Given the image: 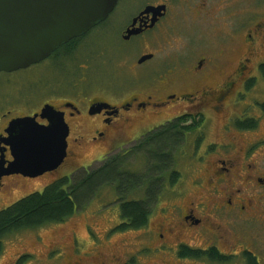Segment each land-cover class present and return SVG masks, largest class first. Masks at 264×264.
<instances>
[{
	"label": "flooded vegetation",
	"instance_id": "af4514ba",
	"mask_svg": "<svg viewBox=\"0 0 264 264\" xmlns=\"http://www.w3.org/2000/svg\"><path fill=\"white\" fill-rule=\"evenodd\" d=\"M121 1L105 19L78 36L80 40L94 29L97 34L108 32L103 25ZM126 4L132 13L118 32L112 31L144 47L131 62L134 79L121 91L97 79L103 90L99 95H83L86 92L81 90L82 95L75 92L57 102H44L35 112L46 103L63 112L67 152L70 141L75 148L85 142L102 147L103 155L115 142L126 141L131 147L161 127L198 125L175 147L179 152L185 151L182 144L189 148L187 172L176 163L166 167L158 196L164 203L153 224L152 213L145 225L126 229L117 228L119 214L109 223L93 219L86 225L85 241L72 232L68 248L55 241L43 250L16 252L9 264H23L25 255L34 256L38 264H264V128H258L264 117V95L252 94L264 61V19L245 30L219 23L215 39L220 44L215 47L202 42L203 33L194 23V19H224L215 18L221 5L212 0H128ZM151 61L149 72L139 73V67ZM250 104L256 109L247 111ZM211 121L220 125L222 137L208 138L203 127ZM5 147V157L10 159ZM143 160L139 161L142 167L136 168L142 170L137 187L145 179ZM74 167L72 172L87 168ZM168 189L172 193H166ZM136 193L132 198L145 199L144 190ZM192 249L202 255L217 252L222 258L185 253ZM45 258H51L50 263L42 262Z\"/></svg>",
	"mask_w": 264,
	"mask_h": 264
},
{
	"label": "rangeland",
	"instance_id": "374dc122",
	"mask_svg": "<svg viewBox=\"0 0 264 264\" xmlns=\"http://www.w3.org/2000/svg\"><path fill=\"white\" fill-rule=\"evenodd\" d=\"M127 1L122 0L119 8L110 13V17L103 25V27L106 25V28L109 29L108 32L97 34L94 29L80 40L69 55L49 56L36 65L31 64L20 70L0 71V129L11 117L32 114L44 102H51L52 100L57 102L62 97H70L75 92H78L76 95H82L81 90L86 92L83 95H99L100 91L103 90L99 88L97 79L99 82L111 86L110 89H114L113 86L115 85L119 87V91L124 90L121 88L126 86L128 81L134 79L135 76L131 62L144 49L136 39L124 41L112 31L117 29L118 32L128 19L129 14L132 13V8L126 4ZM212 1L221 5L215 18L224 19L221 21H212L211 19L197 21L194 19L198 30L203 33L202 42L209 46L216 47L220 44V41L215 39L218 34L219 23H228L230 27L240 26L245 30L251 27L254 22H260L264 19V0ZM226 15H228L227 19ZM203 43L200 44L205 45ZM229 53L232 54L233 49ZM152 64L153 61L139 67V73L147 74ZM82 79H85V81H82ZM74 84L78 86V89H73ZM100 84L103 87L102 83ZM252 86L253 95L259 94L258 97L264 95V79L261 76L256 79ZM52 87L55 89H51ZM104 89H108V87ZM126 89L128 90V88ZM246 109L252 111L256 109V106L250 104L246 106ZM258 128H264V117L261 119ZM203 129L210 139L222 137L220 125L216 124L215 121H211ZM181 146L185 151H180V154L178 148L174 151L175 154H178L177 157L175 155V163L183 166V172L186 173L187 168L185 167H187V163L190 162L191 158L188 157V146L186 147V144ZM99 147L84 142L82 146L75 148L70 141L66 160H63L55 170L34 177L22 174L3 176L0 185V208L32 191L41 190L45 184L61 175L71 176L72 174V177H74L83 172L82 167L72 172L76 168L74 166L82 164L91 169L96 167L100 163L99 160L104 156L101 154L102 147ZM129 147L130 143L118 141L113 146L108 147L107 150L111 153L109 155H114ZM71 151L78 153V157L72 156ZM137 155L134 159L133 155L127 157L130 171L135 170L137 172L138 170L134 167H142V164H139L141 155L140 153ZM92 158L93 161L91 162ZM181 187L186 191L184 184ZM118 192L114 190L112 184L107 183L99 188L97 196L91 197L88 202L76 209L66 220L48 222L35 228H24L9 233L2 239L3 249L0 253V264H9L10 259L16 252L43 250L48 244L55 241L64 242L66 248H68L72 232H75L77 237L85 241L86 225L89 221L96 219L103 223H109L114 218L113 216L117 215L118 204L115 199ZM167 192L172 193V190L168 189ZM130 196L132 194L127 195V197ZM190 196L193 195L190 194ZM190 196L185 195V199ZM163 197L164 194L161 198ZM163 203L164 200L161 201L160 198H157L152 205V224L159 218L158 208ZM115 219L118 221V218ZM39 240H42V242H39ZM81 243L83 242L81 241ZM50 260L51 258H45L42 262L50 263ZM22 262H24L23 264H38L32 255H25Z\"/></svg>",
	"mask_w": 264,
	"mask_h": 264
},
{
	"label": "water",
	"instance_id": "95a60500",
	"mask_svg": "<svg viewBox=\"0 0 264 264\" xmlns=\"http://www.w3.org/2000/svg\"><path fill=\"white\" fill-rule=\"evenodd\" d=\"M116 1L0 0V71L19 70L47 58L105 19ZM4 132L0 134V185L5 175L34 177L55 170L67 155L68 125L63 112L51 104L11 118ZM5 146L10 159L5 157Z\"/></svg>",
	"mask_w": 264,
	"mask_h": 264
},
{
	"label": "trees",
	"instance_id": "16d2710c",
	"mask_svg": "<svg viewBox=\"0 0 264 264\" xmlns=\"http://www.w3.org/2000/svg\"><path fill=\"white\" fill-rule=\"evenodd\" d=\"M79 40V37L72 38L51 53L50 57L69 55ZM258 70L264 79V61L259 65ZM261 108L264 111V102ZM197 126L192 125L182 129L161 127L153 130L149 136L141 138L134 146L114 155H109L111 153L104 155L103 160L96 167L92 169L82 167L83 172L74 177L72 174L61 175L45 184L41 190L32 191L0 208V253L3 249L2 239L9 233L24 228H35L48 222L66 220L91 197L97 196L99 188L107 183L112 184L115 191H119L115 199L118 204L116 213L118 212L122 219L118 218L120 222H115L117 228L126 229L128 226L145 225L152 213V205L164 188L166 167L175 163V155L176 157L178 155L174 152L176 145L184 140L186 132L192 131ZM132 152L136 153V156L142 154L141 157L146 164L145 179L139 187L136 182L139 178L138 172L142 171L141 168L135 172V170L130 171L128 167L127 157L131 156ZM136 190L145 191L144 200L132 198L137 196ZM129 194L132 196L127 197ZM123 219L129 222L121 221ZM185 253L198 257L206 255L217 260L222 258L217 252L202 255L201 251L192 249L185 250Z\"/></svg>",
	"mask_w": 264,
	"mask_h": 264
}]
</instances>
